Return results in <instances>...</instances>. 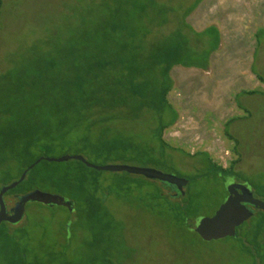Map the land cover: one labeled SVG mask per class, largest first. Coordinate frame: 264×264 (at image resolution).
I'll return each mask as SVG.
<instances>
[{"label": "rangeland", "instance_id": "374dc122", "mask_svg": "<svg viewBox=\"0 0 264 264\" xmlns=\"http://www.w3.org/2000/svg\"><path fill=\"white\" fill-rule=\"evenodd\" d=\"M138 1L0 0V74L12 71L19 77L20 71H34L42 60H58L59 50L67 49L68 43L89 42L96 31L102 35L112 16L120 18V27L136 25L150 31L141 52L152 63L156 58L149 56L151 51L176 41L186 48L184 37L192 33L184 22L198 32L217 27L220 43L206 70L175 66L169 73L173 87L167 100L177 112L173 124L168 125L173 118L170 109L159 104L135 109L122 105L112 113L98 109L103 118L114 119L100 126L69 122L64 145L58 142L43 155L35 150L32 155H81L95 166L153 168L191 180L185 189L194 203L188 212L189 230L168 200H153L156 191L143 177L96 171L75 160L45 162L27 174L14 193L39 190L60 195L71 200L73 212L27 203L20 223L0 224V264H254L244 246L259 228L264 243L263 211L252 209L238 229L240 239H207L195 230L204 220L214 226L217 214L227 216L225 180L235 179L264 202V0H202L184 21L194 0H158L162 18L167 19L160 27H146L145 20L140 25ZM178 33L182 39L175 40ZM208 45L206 41L199 49L205 51ZM192 59L204 61L200 55ZM151 73V79L164 83L161 70L154 66ZM8 85L0 82L5 89ZM6 94L11 96L10 91L0 96L5 100ZM13 107L15 114L29 110L28 104ZM6 109L0 105V128L10 120L2 112ZM51 126L55 130L57 122ZM159 134L174 150L162 147ZM118 137L139 150L97 151L101 141ZM202 153L233 174L217 175ZM2 154L10 158L9 152ZM2 164L0 189L19 179L23 167L22 160Z\"/></svg>", "mask_w": 264, "mask_h": 264}, {"label": "trees", "instance_id": "16d2710c", "mask_svg": "<svg viewBox=\"0 0 264 264\" xmlns=\"http://www.w3.org/2000/svg\"><path fill=\"white\" fill-rule=\"evenodd\" d=\"M201 1H193L192 6L183 15V21ZM138 4L140 25L145 22L146 27L153 24L155 27H160L167 21L162 18L164 10L159 8L158 0H139ZM157 17L159 18L158 22ZM110 18L111 21L105 25L102 35L96 31L88 37L89 42L68 43L67 49L59 50L58 60H42L36 63L34 71L27 70L28 68L23 72L20 71L19 77L12 71L5 74L1 72L0 82L3 81L7 85L10 82V84L6 89L0 86V94L10 91L11 96L6 94L5 100L4 96H0V105L8 107L2 112L10 118L6 126L0 128V165L6 161L19 162L22 160L21 173H23L37 159L32 157L34 150L43 155V150H51L58 144L64 145L62 139L70 132L69 122H74L76 125L87 122L90 126H100L114 119L111 116L103 118L101 113L96 111L98 109L112 113L115 108L122 105L135 109L148 106L158 108L159 104L162 108L167 107L172 112V122L168 125L176 121L177 112L167 100V94L173 87V80L169 73L175 66L206 70L210 55L217 50L220 43L221 37L218 28L209 26L198 32L184 22V25L189 28V32L192 33V35L188 34V37H184V41L188 42V45L185 44L186 48L182 46V43H179L180 41H176L167 47L158 48L155 52L153 51L154 53L151 51L149 56L156 58L152 63L146 56L143 57L141 52L145 38L150 31L137 29L136 25L132 26V29L127 24L120 27L123 25L120 24V18L115 19L114 16ZM143 20L145 21L143 22ZM177 37L175 40L182 39L179 33ZM206 41L210 45L205 51H201L199 47L206 44ZM198 55L202 56L204 61L192 59ZM149 63H151V67H149ZM62 66L64 70H61ZM154 66L161 70L160 76L164 83L151 79ZM39 89H42L43 92H38ZM18 104L29 105L26 114H15L13 106ZM53 120L57 122L55 130L54 126H51ZM90 126L87 128L89 129ZM105 127L106 131H112L109 126L105 125ZM163 128L165 127L160 128V132ZM101 131L103 132L104 129ZM120 138L101 141L100 149L97 151L99 153L106 151L126 153L132 151L133 148L136 151L139 150L129 140ZM158 140L163 148L169 147L162 139V134L158 135ZM6 152L10 153L8 160H6L8 157H4L2 154ZM30 155L31 158H29ZM200 155L206 156V163L217 175L223 177L233 174L231 170H223L218 167L206 153ZM45 162L42 161L39 164ZM39 164L27 174L34 171ZM26 179L27 177L5 195H22L14 192L23 185ZM147 181L156 191L153 194V200H168L170 208L175 211L177 218H181L183 225L188 229L190 221L188 212L194 207L189 191L163 182L159 183V181ZM164 190H168V193L165 194ZM242 225L236 228V233L232 238L240 239L238 229ZM260 235L259 228L253 232L250 244L244 246L254 264H264V243L259 240Z\"/></svg>", "mask_w": 264, "mask_h": 264}, {"label": "water", "instance_id": "95a60500", "mask_svg": "<svg viewBox=\"0 0 264 264\" xmlns=\"http://www.w3.org/2000/svg\"><path fill=\"white\" fill-rule=\"evenodd\" d=\"M70 160L79 161L83 163L86 167L92 168L96 171L111 173L125 172L130 175L144 177L147 180L163 182L180 189H188L192 183L191 180L180 178L172 174H167L153 168L129 165L95 166L90 164L81 155L62 156L60 158L40 157L34 163L28 166V168L22 173L21 177L18 180L13 181L9 185H5L0 189V224L4 222L13 225L20 223L24 217L26 204L31 202L39 203L44 206H63L66 207L68 210H71L72 204L68 199L60 195L50 194L39 190L31 191L20 196L18 199V203L12 211L13 214L11 216L7 215V208L4 202V195L9 191L15 189L20 183H22L25 180L27 173L40 162L46 161L62 163ZM224 183L227 187L228 192V197L223 202L225 208L228 209V211L226 212L227 214H225L227 216L225 217L222 214H217L213 218L215 220V225L212 227L209 226L210 224L209 222H207V220L202 221V223L197 226L195 231L204 238L219 239L225 236H234L236 233V228L242 225L243 222L252 215V211L246 205L264 211V202L255 199L249 193L245 186L237 183L235 179H232L230 181L225 180Z\"/></svg>", "mask_w": 264, "mask_h": 264}, {"label": "flooded vegetation", "instance_id": "af4514ba", "mask_svg": "<svg viewBox=\"0 0 264 264\" xmlns=\"http://www.w3.org/2000/svg\"><path fill=\"white\" fill-rule=\"evenodd\" d=\"M24 194H26V193H24ZM24 194H22V195H24ZM22 195H16V194H13V195H4V202H5V206L7 208V215L8 216H11L13 214L12 211H13L14 207L16 206V204L18 203L19 197L22 196ZM69 201L72 204L71 200H69ZM246 206L250 210L254 209L253 207H251L249 205H246ZM70 211L73 212V207H71V210Z\"/></svg>", "mask_w": 264, "mask_h": 264}]
</instances>
